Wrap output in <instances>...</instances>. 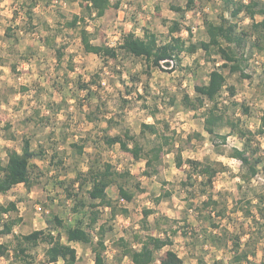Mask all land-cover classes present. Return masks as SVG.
Instances as JSON below:
<instances>
[{"label":"rangeland","instance_id":"rangeland-1","mask_svg":"<svg viewBox=\"0 0 264 264\" xmlns=\"http://www.w3.org/2000/svg\"><path fill=\"white\" fill-rule=\"evenodd\" d=\"M218 1L197 0L190 9L186 0H110L103 15L96 16L84 8V0H0V160L5 163L9 149L20 151L24 138L35 152L30 158L29 184L20 183L0 193V204L14 200L18 211L11 214L21 219L12 234L0 235V242L10 248L8 256H0V264H26L25 260L48 264L43 241L27 251L34 258L13 259V234L43 229L68 242L54 216L65 225L82 220L93 240L102 225L106 264H133L129 256L122 255L120 238L138 249L140 240L151 234L167 236L173 243L159 250L150 264H161L159 258L167 248L175 251L182 264H200L201 260L205 264H248L234 261L232 236H238L239 250H247L250 261L264 258V219L257 209L264 206V135L259 132L264 115V48L260 51L248 37L238 49L247 59L249 77L243 79L228 67H220L218 54L209 55L202 49L182 51L172 68L163 69L118 47L128 32L142 37L143 29L156 34L159 43L165 42L174 20L181 29L193 26L195 37L187 43L208 40L205 20L220 22L223 16L239 23L238 31L249 26L251 19L243 11L234 21ZM74 15L80 20L71 26ZM262 18L261 14L254 16L255 21ZM83 26L92 43L115 47L116 58L85 52L80 40ZM214 67L224 73L227 86L237 88L238 100L224 87L218 100L219 107L225 105L224 118L210 136L203 127L210 102L205 100L208 105L192 111L182 98L186 94L193 98L194 85L207 82ZM244 105L249 108L246 113ZM225 120L236 122L237 129L230 132ZM143 122L154 123L158 133L175 142L153 166L151 178L144 173L143 158L135 160L118 144L104 142L105 136L128 130L145 152L155 137L140 132ZM238 131L244 135L238 136ZM190 135L193 137L187 139ZM221 135L228 137L222 141ZM74 144L82 145V152ZM234 147L245 149L251 159L259 158L254 175H249L247 165L229 156ZM178 148L184 160L181 167L175 165ZM39 150L44 153L39 155ZM187 159L220 162L224 169L213 177L210 187L194 174L193 184H182L191 170ZM102 163L122 174L107 187L116 212L112 214V206L97 205L93 207L97 220L88 226L90 207L78 206L77 211L73 207L79 200L91 201L87 194L90 183L78 185L89 165ZM118 184L133 193L130 201H120ZM200 190L211 194L216 204L204 206L208 194ZM163 191L169 195L156 201V194ZM145 208L153 211L144 219ZM69 243L77 252L75 264H93L88 245Z\"/></svg>","mask_w":264,"mask_h":264},{"label":"trees","instance_id":"trees-1","mask_svg":"<svg viewBox=\"0 0 264 264\" xmlns=\"http://www.w3.org/2000/svg\"><path fill=\"white\" fill-rule=\"evenodd\" d=\"M225 11H229L230 17H235L239 12H244L247 17L251 19V22L247 28L237 30L236 23L230 22L229 19L221 16L220 22L205 20V30L208 35L207 41L199 42H186L188 38H182L179 34L181 25L179 21H172L168 27L169 39L165 42L159 43L156 34L153 32L143 29V36H136L133 32H128L122 39V42L118 47L126 54L133 55L136 57H142L147 65L159 66L160 60L178 57L182 51L193 53L197 49H202L205 53H215L220 56L222 60L220 67H228L229 72L238 73L241 78L249 77L245 72L247 66V59L243 58L242 54H239L238 49L242 48L248 37H252V45L258 49L264 48V4L260 5L259 0H248L243 2L242 0H221ZM84 8L93 10L96 16H101L107 8L110 6V0H84ZM195 5L194 0H186V6L193 9ZM179 10L180 8H175ZM229 9V10H227ZM256 14H261L263 18L259 21L254 20ZM80 16L74 15L69 25L75 26L79 22ZM188 35L191 34V28L187 27ZM177 33V34H175ZM80 40L83 49L87 53H93L100 56L116 58L117 50L113 46L108 45H97L92 43L90 38V32L83 26L80 29ZM61 56V52H58V59ZM224 87L230 97H233L236 93L233 85H226V77L224 73L217 67L212 68L208 73L207 82L202 84L194 85L195 96L191 98L189 95L183 96V103L188 109H196L202 106L207 100L210 102L209 107L205 113L203 127L206 133L210 136L214 135V128L224 118L225 105L219 107L218 100ZM249 110L247 106H243V112L246 113ZM89 119L91 117L88 115ZM227 120H225L226 122ZM230 128V132H234L237 129V123L229 120L226 122ZM140 132L145 134L154 135L152 146L144 152V147L140 144L134 135H130L128 130L121 134L113 136H105L104 142L107 145L118 144L119 148L125 152H129L135 160L143 158L145 161L146 170L144 173L150 176L152 172H155L156 163L160 161L163 153L170 152L168 146L173 147L175 142L171 137L158 133L154 123L143 122L140 125ZM259 132L264 135V115L261 117V123ZM196 137L199 134H194ZM238 136H243L244 132L238 131ZM193 136H188L187 139H191ZM222 141L226 139V135L220 136ZM130 142L132 145L130 146ZM77 151L82 152V145H76ZM39 155H42L43 150H39ZM35 155V152L31 149L30 141L28 138H24L21 146V150L9 149L7 152L6 161L3 164L0 160V193H6L13 186L24 183L29 184L30 182V158ZM232 158H236L241 161L242 164L247 165L249 175H254L256 170V163L259 158H253L247 154L245 149L234 147L229 155ZM191 170L187 173V181L182 184H193L190 180L192 175H196L199 182L204 186H211L213 177L224 169L220 162L214 164L205 163L201 160L187 159ZM184 160L181 157V148H178L175 156L176 167H181ZM155 167L153 168V166ZM218 165V166H217ZM152 167V170H148ZM84 177L79 182L78 187H85L88 182L90 187L87 189L88 198L91 200L88 204H85L83 200H79L77 204H74L73 209L79 210L77 207L89 206L90 212L89 224L93 225L98 217V212L93 210V207L97 205H108L112 206L111 199L107 194V187L116 182V177L122 175L112 168L109 163H102L98 165H89ZM77 177H81V174ZM189 180V181H188ZM118 194L121 199L130 201L133 197V193L126 189L122 184L117 185ZM67 195L71 197V192L67 189ZM142 191V190H141ZM203 195H207L204 190H200ZM169 193L163 191L157 195L156 201L160 200L163 196H167ZM119 198V199H120ZM204 200V206H208L210 203L216 204V201L212 200V195L208 194ZM97 200V202H95ZM260 217L264 219V206H257ZM213 210V209H212ZM17 212L16 202L14 200L9 201L6 205L0 204V235H9L13 233L14 225L17 224L21 219L20 217H13L11 212ZM122 211H125L122 209ZM153 210L144 209L143 218L145 219ZM115 207L112 206V214H115ZM87 214V213H86ZM207 217L211 218V213L207 214ZM55 221L66 236L68 242H62L60 234L54 235L51 231H45L43 229H35L26 234H13L15 245L12 248L11 256L13 259L16 258H34L27 251L32 246L38 244V241H43L47 244L44 251V257L46 262H55L62 260L63 264H75L77 261L76 249L69 243L73 241L81 242L90 247L93 253V264H106L105 261V240H104V228L100 225L97 232V239L93 240V236L83 227L82 220L76 221L74 225H65L62 221L54 216ZM145 221V220H144ZM233 241V259L236 262L241 263L242 261H248V264H264V258L259 262H252L249 260V254L247 250H239L238 236L231 237ZM120 243L123 246L122 255L129 256L133 264H150L154 261L156 253L165 246H171L172 240L165 236L146 235L140 240V247L133 249L128 247L123 238H120ZM9 244L6 242H0V256L9 255ZM161 264H182V259L173 251L171 248H167L163 251L160 256ZM25 263L28 264L29 260ZM200 264H205L202 260Z\"/></svg>","mask_w":264,"mask_h":264},{"label":"crops","instance_id":"crops-1","mask_svg":"<svg viewBox=\"0 0 264 264\" xmlns=\"http://www.w3.org/2000/svg\"><path fill=\"white\" fill-rule=\"evenodd\" d=\"M195 1H197V0H194V2ZM201 1V0H200ZM214 2H219L218 0H213ZM221 1V0H220ZM203 9L205 10V9H207V7L205 6V7H203ZM185 11H187V10H185ZM188 11H190V10H188ZM199 14V11H198V13H197V15ZM238 15H240V12L235 16V17H233L234 18V21H236V20H238L237 19V16ZM239 22V21H238ZM238 24L239 23H237V26H238ZM191 34H190V36L188 35V30L187 29H185L186 31H187V34H185V33H183L181 36H182V38H191V39H194L193 37H195L194 35H192V33L194 34V28H193V26H191ZM182 30H184V29H181L180 31L182 32ZM204 41H206V39H204ZM263 49V48H262ZM262 49H260V51L262 50ZM244 79V78H243ZM205 83V82H204ZM235 87V86H234ZM237 88L235 87V91H236V93H237V90H236ZM236 93H235V95L233 96V97H235L236 96ZM235 100H238V98H236L235 97ZM204 105H208L207 103H205ZM203 106V105H202ZM190 111V110H189ZM192 111H196V110H194V109H192ZM226 137H228L227 135H226ZM152 175V174H151ZM151 175H150V178H151ZM153 176V175H152ZM156 195H158V194H156ZM52 263H55V264H63V261L62 260H57V261H55V262H49L48 264H52Z\"/></svg>","mask_w":264,"mask_h":264},{"label":"built area","instance_id":"built-area-1","mask_svg":"<svg viewBox=\"0 0 264 264\" xmlns=\"http://www.w3.org/2000/svg\"><path fill=\"white\" fill-rule=\"evenodd\" d=\"M183 33L187 34V31L184 29L182 30V32L180 31V35H182ZM175 65V60L173 58H169V59H164V60H160L159 62V67L163 68V69H170ZM121 202H125L124 199L120 198ZM37 209L39 210L40 207L38 206Z\"/></svg>","mask_w":264,"mask_h":264}]
</instances>
